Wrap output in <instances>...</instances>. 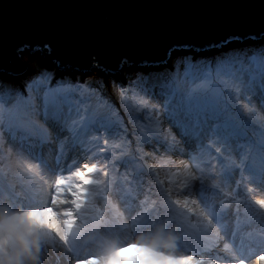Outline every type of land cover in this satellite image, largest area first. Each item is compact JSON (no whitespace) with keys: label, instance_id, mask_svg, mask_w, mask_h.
<instances>
[{"label":"snow or ice","instance_id":"6c2138e0","mask_svg":"<svg viewBox=\"0 0 264 264\" xmlns=\"http://www.w3.org/2000/svg\"><path fill=\"white\" fill-rule=\"evenodd\" d=\"M259 7L262 21L259 29L234 32L202 46L174 45L163 58L145 62L143 66L128 54L119 56L111 65L103 62L98 54L90 55L87 70L113 76L129 73L127 81L112 80L115 98L105 92L101 81L88 85L80 79L84 69L55 56L47 43L40 45L39 52L29 47L17 55V60L24 55L40 57L33 70L17 74L0 64V146L7 133L10 148H15L18 159L30 161L29 172L43 170L52 181L46 204L24 203L7 185L0 191V254L8 255V248L16 247L14 237L30 236L35 231L42 241L41 264L46 253L55 256L57 264L62 258L74 264L118 261L122 248L103 258L80 255L76 242L81 234L73 232L78 218L74 212L89 204L90 195L100 196L107 203L111 194L126 210L135 204L138 211L130 217L133 226L154 206L155 210L148 216L149 220L155 218L152 227L156 224L171 227L175 221L182 232L191 229L211 235L202 226V218L207 213L209 225L214 220L223 229L229 204L224 201L217 204L212 198L217 194L213 191L217 185L212 183L215 177L211 158L220 159L217 156L220 149L229 158L236 152L239 164L233 161V166L243 168L251 157L247 164L251 182L264 188V0H260ZM137 124L139 131L134 135L139 157L134 174L127 172L128 162H124L126 171L119 181L115 165L109 176V171L98 168L96 162L66 156V142L71 151L78 148L83 151L93 133L117 135L121 128ZM53 136L58 143L55 167L43 155V146L51 143ZM181 141L189 150L191 167L185 165L183 172L168 174L167 184L177 186L174 198L172 187H165L164 180L158 177L153 180L155 168L147 165L145 158L153 159L161 167L170 164L167 154L174 151L184 154V149L178 147ZM37 147L40 152L36 151ZM144 147L155 155L149 157ZM3 154L0 147V157ZM204 154L209 160L201 159ZM91 185L96 188L90 193ZM194 193L202 206L199 213L189 207L194 203L189 199ZM235 203V211L239 213L240 202ZM254 203L264 209V199ZM192 216L197 218L195 224L190 220ZM258 235L257 243L262 250L255 253L249 248L246 255L243 245L238 246L230 264H245L250 259L264 264V232ZM58 243L65 249L64 257L58 251ZM49 246L51 253H48ZM139 251L151 258L148 264H212V259H198L193 255H161L149 248H139Z\"/></svg>","mask_w":264,"mask_h":264},{"label":"water","instance_id":"95a60500","mask_svg":"<svg viewBox=\"0 0 264 264\" xmlns=\"http://www.w3.org/2000/svg\"><path fill=\"white\" fill-rule=\"evenodd\" d=\"M260 0H0V64L17 74L21 50L54 55L88 71L92 54L114 64L128 54L139 65L178 44L206 45L261 27ZM250 5H255L250 6Z\"/></svg>","mask_w":264,"mask_h":264},{"label":"clouds","instance_id":"9594fccd","mask_svg":"<svg viewBox=\"0 0 264 264\" xmlns=\"http://www.w3.org/2000/svg\"><path fill=\"white\" fill-rule=\"evenodd\" d=\"M24 230L29 231L26 225ZM14 241L16 247H9L7 250L8 255L0 254V264H41L40 249L42 241L37 232L33 231L30 238L16 236Z\"/></svg>","mask_w":264,"mask_h":264},{"label":"rangeland","instance_id":"374dc122","mask_svg":"<svg viewBox=\"0 0 264 264\" xmlns=\"http://www.w3.org/2000/svg\"><path fill=\"white\" fill-rule=\"evenodd\" d=\"M34 51L39 52L38 50H34ZM22 58L27 63V67H26L25 70H33V69H35L37 64L40 62V57H38V56L24 55ZM140 66H143V65H140ZM89 72H90L89 74H88V72H84L83 73L84 75L81 74L80 79H83L84 81H88V82H96L98 80H101L102 82H112V80L115 79L112 76H108L107 73H102V72L97 71V70H91ZM127 75H129L128 72H125V73L122 74V76H125V77ZM126 133L127 132H125V134ZM125 134H124V136H125ZM117 140H119V139H117Z\"/></svg>","mask_w":264,"mask_h":264},{"label":"trees","instance_id":"16d2710c","mask_svg":"<svg viewBox=\"0 0 264 264\" xmlns=\"http://www.w3.org/2000/svg\"><path fill=\"white\" fill-rule=\"evenodd\" d=\"M109 94H111V95H113V97H115V92L114 91L111 90Z\"/></svg>","mask_w":264,"mask_h":264},{"label":"bare ground","instance_id":"6f19581e","mask_svg":"<svg viewBox=\"0 0 264 264\" xmlns=\"http://www.w3.org/2000/svg\"><path fill=\"white\" fill-rule=\"evenodd\" d=\"M85 72H88V71H85ZM84 72H82V74H83ZM90 72H88V74H89ZM84 75V74H83ZM204 245H203V242H202V247H203Z\"/></svg>","mask_w":264,"mask_h":264}]
</instances>
